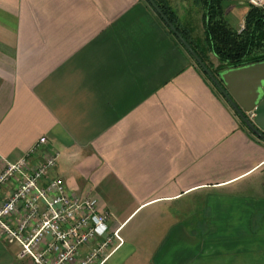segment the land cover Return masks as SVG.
Here are the masks:
<instances>
[{
  "label": "crops",
  "instance_id": "obj_1",
  "mask_svg": "<svg viewBox=\"0 0 264 264\" xmlns=\"http://www.w3.org/2000/svg\"><path fill=\"white\" fill-rule=\"evenodd\" d=\"M166 1L201 45L195 0ZM40 138L28 168L57 154L48 177L120 228L104 264H264V142L144 0H0V173ZM18 251L0 232V264H32Z\"/></svg>",
  "mask_w": 264,
  "mask_h": 264
},
{
  "label": "built area",
  "instance_id": "obj_2",
  "mask_svg": "<svg viewBox=\"0 0 264 264\" xmlns=\"http://www.w3.org/2000/svg\"><path fill=\"white\" fill-rule=\"evenodd\" d=\"M251 2L264 8V0ZM242 29L243 24L238 31ZM45 143V138H40L0 173V189L16 182L0 203L4 243L18 246L17 258L32 264H104L123 245L120 228L109 227L110 215L99 211L97 199H79L61 178L48 177L57 154L45 155L36 168H28V158ZM83 248H88L87 252L83 253Z\"/></svg>",
  "mask_w": 264,
  "mask_h": 264
},
{
  "label": "trees",
  "instance_id": "obj_3",
  "mask_svg": "<svg viewBox=\"0 0 264 264\" xmlns=\"http://www.w3.org/2000/svg\"><path fill=\"white\" fill-rule=\"evenodd\" d=\"M144 1L147 3L146 0ZM153 1L213 75L222 69L264 62V8L250 6L243 21V29L238 31L225 20L224 5L226 0H195L201 9L203 19L201 46L191 41L188 32L179 27L176 13L166 0ZM209 54L218 61L219 65L216 68L210 64ZM194 64L209 81L197 64L195 62ZM210 84L212 85L211 82ZM214 89L217 91L215 87ZM242 126L245 127L243 124Z\"/></svg>",
  "mask_w": 264,
  "mask_h": 264
},
{
  "label": "water",
  "instance_id": "obj_4",
  "mask_svg": "<svg viewBox=\"0 0 264 264\" xmlns=\"http://www.w3.org/2000/svg\"><path fill=\"white\" fill-rule=\"evenodd\" d=\"M146 1L217 89L245 128L264 142V62L222 69L213 75L154 1ZM249 115H253V118L249 119Z\"/></svg>",
  "mask_w": 264,
  "mask_h": 264
},
{
  "label": "rangeland",
  "instance_id": "obj_5",
  "mask_svg": "<svg viewBox=\"0 0 264 264\" xmlns=\"http://www.w3.org/2000/svg\"><path fill=\"white\" fill-rule=\"evenodd\" d=\"M152 213L148 210L143 211L141 214H139L132 222L131 224L137 223L138 221H144V222H149L150 219H148V217L151 215ZM153 216V214H152Z\"/></svg>",
  "mask_w": 264,
  "mask_h": 264
}]
</instances>
